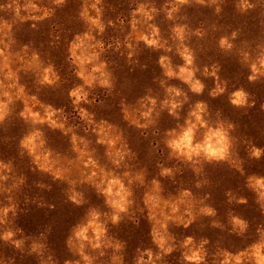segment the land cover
I'll list each match as a JSON object with an SVG mask.
<instances>
[{
    "label": "rangeland",
    "instance_id": "374dc122",
    "mask_svg": "<svg viewBox=\"0 0 264 264\" xmlns=\"http://www.w3.org/2000/svg\"><path fill=\"white\" fill-rule=\"evenodd\" d=\"M10 2L11 0H0V5ZM33 2L40 8H54L49 0ZM248 2L253 7L245 12L237 8L240 0H218L215 5H210L209 0L204 5L193 2L181 6L173 20H168L163 10L169 0H102L101 5H98L102 9L101 20L105 31L102 35L96 32L93 35L104 44L105 51L101 60L107 62L108 71L112 74L113 89L110 94L108 90L99 87L86 89L89 91L88 100L92 102L82 103L80 107L93 115L95 123L104 120L119 130L132 153V158H126L129 168L133 172L145 170L146 184L149 186L152 179L158 180L164 199L177 197L181 191L188 190L197 202H204L203 205L197 204L196 211L206 205L216 212L213 217L197 215L188 228L169 222L168 231L175 238L176 250L156 264H187L182 257L184 250L180 248L187 237H192L197 245L202 240H208L205 245L206 264H219V259L216 258L218 251L226 250L232 254L243 251L259 239L258 230H264V208L257 202L256 193L247 186V180L251 176L264 178V154L259 159L250 156L252 147L264 150V77L249 82L250 66L242 62L243 57L239 54L246 51L255 60L264 49V0ZM23 3L24 0H20L21 17L29 15L23 10ZM139 4H148L157 9V14L149 23L159 28L161 42L167 41L166 47H170L171 52L151 49L142 41H136L131 29V13ZM83 6L84 0H66L65 5L54 8V14L47 19H28L23 22L17 20L10 33V38L14 41L10 51L15 54L26 46L29 57L35 52L45 67L49 64L53 66L60 77L57 86H39L35 83L36 77L32 72L19 73L20 84L25 86L28 95L37 96L41 103L63 109V116L67 118L65 127H71L78 137L91 141L89 147L90 150L95 149V158L102 167L111 170L113 166L105 156V146L96 144V135L80 119L68 95L71 89L83 83L76 77L77 69L68 59L70 43L88 27L79 15ZM217 7L220 8L219 13L216 12ZM42 14L39 12L32 15ZM90 15L94 17L96 13L90 10ZM14 16V11H0V19L9 23H12ZM109 21L112 22L111 25ZM176 25H187L189 33L197 30L204 33L203 37L189 35L185 41L195 55L194 65L199 69L196 78L205 85L200 95L192 93L178 79L168 80L159 65L161 56H168L174 68L183 65V60L176 51L178 42L171 38V29ZM138 31L146 33V26L138 25ZM233 32L237 33L235 40L230 39L234 48L230 52H224L219 48V40L223 36L231 38ZM130 34L132 39L127 40ZM5 43H8L7 39ZM127 43H131L134 49L131 59L129 52L133 49H129ZM15 66L18 65H14V69ZM213 66L217 69L219 82L225 86V92L215 98L210 96V92L216 86V78L203 75L205 67L211 72ZM161 80L166 81L165 87H177L188 96V101L179 110V120L170 116L167 110L160 111V104L166 98ZM241 88L248 93V106L237 108L231 105L229 97ZM149 95L157 100L156 111L160 112L159 117L153 113L155 124L147 129L130 125L124 120L122 102L130 109L136 108L139 107L138 101ZM197 102L207 105L206 119L210 123L217 121L219 113V120L234 125L230 136L234 141V159L240 162L239 170L224 162L206 163L197 174L191 165L168 158L169 150L164 144L166 132L176 129L177 124L183 125L188 112ZM12 108L11 115L0 124V161L5 164L11 162L12 171L5 173L9 179L0 184L9 189L14 181L21 178L24 183L11 192L0 191V208L14 205L15 211V215L9 212L5 225H0V235L11 229L16 232L14 239H23L25 243L23 250H18L11 243L0 240V261L3 264H41L40 256L35 253L29 255L31 244L35 240L45 245L44 260L50 255L53 264H65L66 261L75 264L78 260L80 264H84L69 249L68 238L90 208H96L102 213L110 212V209L105 205L104 197L87 184L77 185V191L83 193L86 202L81 206L71 203L66 195L67 183L54 180L50 174L39 171L26 152L21 155L20 140L32 130V126L19 117V112L23 110L20 101H16ZM34 111L43 114L39 107ZM144 122L141 120V123ZM37 127L44 133L45 146L53 152L54 157L59 155L62 162L65 158H76V153L72 151V133L64 135L59 129L52 130L47 125ZM85 128H88L87 132ZM200 136L201 133H198L197 139ZM158 165L179 168L180 171L174 173L173 177H161ZM124 170L121 167L117 172L122 174ZM197 183L201 184L200 188L196 187ZM145 190L134 185L133 214L123 217L119 225L109 223L107 226L108 237L124 245L121 252L116 253L122 257L123 264H136L140 253L147 250H151L154 255L159 251L152 242V222L148 219V209L143 203ZM241 199L247 202L238 203ZM231 216L247 222L248 229L244 235L240 236L232 231ZM213 223L221 227H213ZM104 251L105 255L100 257L99 251L93 252L86 248V254L97 257L94 264H111L114 250ZM144 259L147 260V256Z\"/></svg>",
    "mask_w": 264,
    "mask_h": 264
},
{
    "label": "clouds",
    "instance_id": "9594fccd",
    "mask_svg": "<svg viewBox=\"0 0 264 264\" xmlns=\"http://www.w3.org/2000/svg\"><path fill=\"white\" fill-rule=\"evenodd\" d=\"M54 8H59L65 5L66 0H49ZM204 5L206 0H169V3L164 5L166 18L173 20L180 7L190 5L191 3ZM102 0H84V6L80 12V18L88 26L83 34H77L70 43L69 61L77 69L76 77L83 83L75 86L68 93L72 101L74 109L82 121H84L91 131L96 135V144L105 146V156L108 162L113 166L111 170L102 167L95 158V149L90 150L91 141L78 137L71 127L66 128L67 118L63 116V109H55L51 105H45L38 100L35 95H28L25 86L20 84L19 73L32 72L35 74V83L41 87H54L58 85L60 77L54 71L51 64L44 66L37 53L33 52L29 57L27 55L28 48L25 46L20 52L13 54L10 51L11 44L14 41L10 38L13 24L19 20L21 22L31 19L41 21L51 17L54 14V8H40L33 0H24L23 10L29 13L28 16L21 17L20 0H11L7 5H0V11H14L12 23L0 19V124H3L6 118L12 113V106L16 101L23 104V110L19 112V117L32 126L29 131L20 140L21 155L26 152L31 158L32 163L36 168L50 174L54 180L67 183V197L71 203L81 206L86 201L82 192L77 191V185L87 184L94 188L98 195L104 197V203L110 209V212L102 213L96 208H90L86 213L83 221L79 223L73 230L72 235L68 238L67 244L69 249L78 255L84 264H94L96 256L86 254V248H90L93 252L99 251V256L105 255L106 249H113L114 254L111 257V264H123L122 257L116 253H120L124 245L118 241L108 237V224L113 226L119 225L123 217L130 216L133 213L131 209L135 203L133 186L139 185L145 188L143 194V203L148 209V219L152 222L151 237L153 244L159 250L155 255L151 250L140 253L136 259V264H156L161 261L164 256L170 255L176 250L175 238L168 231L169 222L175 223L177 226L188 228L196 219V216L213 217L216 212L209 206H201L196 211L197 204L203 205L204 202L196 201L192 193L188 190H183L177 197L164 199L161 195L162 188L158 180L152 179L150 186L146 184L145 170L133 172L126 163V158H132V153L123 141L122 134L113 125L101 120L98 124L94 122V117L86 109L80 107L82 103L88 104L92 101L88 100L89 91L86 89H94L99 87L108 90L109 94L113 89V77L108 71L107 62L101 60V55L105 51L102 41L97 40L93 32L102 35L105 31V25L102 23V9L98 7ZM218 0H209L210 5H215ZM253 7L248 0H240L237 8L241 12H245ZM90 10L96 15H90ZM42 12V15H32L33 13ZM216 12H220V8H216ZM157 9L148 4H139L131 13V29L132 34H135L137 42L142 41L148 48L164 49L166 52H171L170 47H166L167 41L161 42L160 30L153 21ZM139 17V19H137ZM109 21V25H111ZM139 26H146V33L138 31ZM35 27V25H33ZM173 41H177V54L183 60L182 66L173 67V64L168 56H161L159 65L163 69L164 76L168 79H178L186 84L189 90L200 95L203 93L205 85L201 80L196 78V73L199 71L194 65V52L186 46V39L189 35L203 37L204 33L197 30L195 33L187 31V25H176L171 29ZM237 33L233 32L231 38L223 36L219 40V48L224 52H230L234 48V44L230 42L235 40ZM8 43H5V40ZM132 35L127 37L131 40ZM126 40V42H127ZM111 47V45H109ZM119 47V45H118ZM129 49H133L131 43H127ZM133 51L129 52V59L133 55ZM245 64H249L251 75L249 82H255L259 77H264V49H262L255 60H252L249 53L241 51L239 53ZM14 65L15 66L14 69ZM217 69L213 66V70L209 72L205 67L204 76H212L217 80L215 88L210 92L213 98L225 92V86L219 82V77L216 76ZM161 87H165L166 81L161 80ZM166 98L160 104V111L167 110L168 114L179 120V110L183 104L188 101V96L177 87H165ZM182 98V99H181ZM248 93L242 88L231 93L229 101L231 105L237 108L248 106ZM139 107L129 108L123 105L124 120L130 125H134L140 129H147L155 124L153 113L159 117L160 112L156 111L157 100L151 95L145 96L138 101ZM39 107L43 110L34 111ZM208 116L207 105L203 102H197L188 112L187 118L183 125L177 124L176 129L166 132L164 144L169 150V159H175L180 163L191 165L192 170L199 174L202 171L204 164L212 163H228L239 170L240 162L234 159L233 144L234 141L230 136V132L234 129V125L226 121L219 120L217 113V121L210 123L206 117ZM141 120L145 121L141 123ZM38 125H47L50 129H59L64 135H71L72 151L76 153L74 160L65 158L62 162L61 157L46 148L44 133L37 127ZM88 131V128H85ZM201 133L199 139L197 134ZM264 154V150L252 147L250 156L259 159ZM125 169L122 174L117 170ZM160 168L159 175L161 177H173L174 173L179 172V168L164 167ZM12 171L11 162L5 164L0 161V182L9 179L5 173ZM75 176L76 178H73ZM23 178L14 181L12 188L5 189L0 184V191L11 192L23 184ZM43 185H41L42 187ZM247 186L258 196V203L264 208V178L251 176L247 180ZM197 188L201 187L200 183L196 184ZM230 195V194H229ZM247 201L241 199L238 203L244 204ZM11 204V199L9 200ZM183 207V211H182ZM167 210V211H166ZM9 212L15 215L14 205L10 207L0 208V225H5ZM230 223L232 231L237 235H244L248 229V224L243 219L236 216H231ZM213 227H221L217 223H213ZM19 229H17V232ZM259 239L246 247L243 251L232 254L228 251H218L216 258L219 259V264H264V230H258ZM16 232L7 229L0 235V240L5 243H11L16 249L23 250L25 240L14 239ZM43 239V237H41ZM208 240H202L199 245L194 242L192 237H187L180 244L182 257L187 264H206L207 252L205 245ZM45 245L38 241H33L31 244L32 253L41 257V264H53L52 256H48L47 260L43 259ZM147 256V260L144 257ZM0 264H3L0 261ZM65 264H72L66 261ZM75 264H80V261H75Z\"/></svg>",
    "mask_w": 264,
    "mask_h": 264
}]
</instances>
